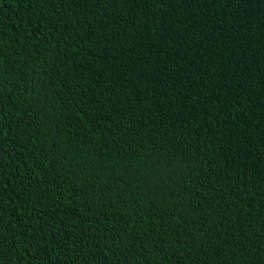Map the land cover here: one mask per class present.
I'll use <instances>...</instances> for the list:
<instances>
[{
	"label": "trees",
	"instance_id": "obj_1",
	"mask_svg": "<svg viewBox=\"0 0 264 264\" xmlns=\"http://www.w3.org/2000/svg\"><path fill=\"white\" fill-rule=\"evenodd\" d=\"M0 264H264V0H0Z\"/></svg>",
	"mask_w": 264,
	"mask_h": 264
}]
</instances>
